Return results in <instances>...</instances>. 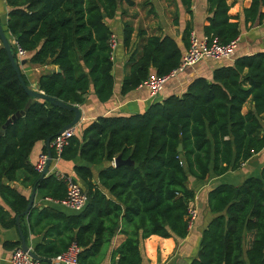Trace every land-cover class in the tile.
<instances>
[{
  "label": "trees",
  "instance_id": "obj_1",
  "mask_svg": "<svg viewBox=\"0 0 264 264\" xmlns=\"http://www.w3.org/2000/svg\"><path fill=\"white\" fill-rule=\"evenodd\" d=\"M123 0H6L7 31L13 49L26 51L33 65L48 61L57 70L40 75L37 88L72 105L86 103L94 92L101 103L112 100L115 88L114 19ZM128 5L133 0H124ZM192 14L193 0H179ZM205 35L227 44L241 34L238 15L227 0H207ZM246 25L264 21V0L244 8ZM180 23L175 18L174 24ZM191 24L185 28L189 45ZM134 28L124 25V46ZM144 33L142 31L139 32ZM183 52L170 35L149 36L141 56L133 60L121 93L140 87L150 76L177 69ZM23 65V64H22ZM26 84L29 77L23 72ZM22 86L0 39V225L17 226L29 197L11 182L23 179L44 198L63 199L66 183L54 173L41 178L31 162L36 146L55 137L74 119V112L49 101L32 99ZM252 107L244 111L247 102ZM28 105V106H27ZM182 145V151L179 150ZM264 148V51L237 56L218 66L212 79L195 78L187 91L150 105L142 113L100 115L74 135L62 153L63 162L78 161L74 171L88 195L86 208L68 214L51 206L32 207L31 231L42 236L35 253L53 259L77 242L80 264H98V255L116 235L127 238L116 249L117 264H144L142 242L152 235L185 238L190 231V179L205 181L238 170ZM48 153L47 146L43 151ZM53 157L55 151L51 148ZM131 159L115 164V159ZM75 179V180H76ZM27 185V186H28ZM214 215L204 229L198 257L192 264H264V167L260 176L241 184L218 183L208 193ZM27 238V230H24ZM11 248L21 242H7Z\"/></svg>",
  "mask_w": 264,
  "mask_h": 264
},
{
  "label": "crops",
  "instance_id": "obj_2",
  "mask_svg": "<svg viewBox=\"0 0 264 264\" xmlns=\"http://www.w3.org/2000/svg\"><path fill=\"white\" fill-rule=\"evenodd\" d=\"M133 1L134 4L130 6L123 0L117 16L108 21L112 32L116 34L118 38V48L113 58V75L115 78L113 98L107 103H101L95 93L93 91L90 92L86 103L79 105L83 111V117L75 129V135H81L82 129L100 115H129L145 112L150 105L155 102L162 101L171 95H181L185 93L191 82L197 77L212 79L213 72L218 66L231 64L237 56L264 51V21L254 25L250 23L246 25L245 23L243 11L244 8L250 6L252 0H227L232 6L230 12L239 16L242 30L239 47L232 59L204 60L194 66L188 67L176 77L172 78L157 96H152L145 87H138L130 93L122 95V82L125 76L129 74L133 60H137L141 56L143 47L149 36H172L176 39L184 54L187 50V45L184 42L186 38V25L190 23L192 30L198 35L203 36L205 35L204 28L208 23L207 18L209 16L207 0H193V13L191 15L185 11L179 0H149V3H151L150 8L153 6L155 10L153 7L152 9L156 14L148 16L145 13L146 10H144L145 12H140L143 17H140L136 13L137 9H139V6L142 4V0ZM173 11L179 16L180 23L178 25L174 24L176 17L171 19L169 17L172 15ZM8 13L9 7L6 0H0V20L8 39L13 45L15 40L7 31ZM160 13L166 14V22L164 25L160 24ZM125 23H130L134 28L132 42L128 48L124 46ZM140 31L144 33L140 34ZM21 67L23 72L29 77L31 87L34 89H38L37 81L41 74L57 70V66L51 64L49 61L44 65H33L27 60ZM154 74H157V71L155 68H151L150 75ZM251 107L252 103L248 101L244 106V111H247ZM44 146H46V142H42L36 146L30 159L32 164L35 163L38 155L43 151ZM78 163L79 160L71 162L61 161L59 165L60 172L66 173L76 179L74 167ZM263 167L264 148L260 152L254 154L238 170L229 171L223 176L211 175L205 181L190 179L188 185L195 191V197L190 203V208L196 209L198 214L190 227L189 234L185 238H178L177 236L165 238L152 235L145 239L141 244L144 264H192L193 260L198 257L203 231L214 216L210 212L208 205L209 191L218 183L239 185L248 177L260 176ZM49 173H52V165L48 171V174ZM22 181L23 179L17 182H11V185L30 197L32 188L28 185L29 181L26 182V185H24ZM197 183L198 185H196ZM0 202H2L1 198ZM40 206H51L68 214L79 213L61 205L51 203L37 192L33 207L37 208ZM21 227L23 233H25L24 230H27V238H25L28 245L35 249L36 244L42 239V236H37L31 231L28 216L21 219ZM126 238V234L121 233L119 229L116 235L102 248L100 254L97 256L98 264H117L118 256L116 255V249ZM18 241L21 242V236L17 226L13 228H4L0 225V264H10L9 258L14 249L6 243Z\"/></svg>",
  "mask_w": 264,
  "mask_h": 264
},
{
  "label": "built area",
  "instance_id": "obj_3",
  "mask_svg": "<svg viewBox=\"0 0 264 264\" xmlns=\"http://www.w3.org/2000/svg\"><path fill=\"white\" fill-rule=\"evenodd\" d=\"M240 36L227 44L221 43L218 38L207 35L200 36L195 31H191L189 36V45L183 54L179 67L166 76L157 74L150 75L140 87L149 90L152 96H157L166 86V84L186 68L194 66L204 60H224L232 59L239 47ZM110 46L113 51V58L118 48V38L116 34L111 35ZM18 54L22 60L26 51L19 48ZM78 125V124H77ZM76 126L69 128L57 135L51 142V148L55 151L52 156V173L66 183L67 194L63 199H53L47 197L46 200L53 204H58L74 212L83 211L88 204V195L82 185L74 177L60 172L59 165L62 161V153L66 146L69 145L70 139L75 135ZM48 153L41 152L34 163L37 172L43 173L48 163ZM51 167V166H50ZM198 211L190 209V224L192 225L197 217ZM82 247L77 242H72L66 251L52 259L53 264H80L79 256ZM10 264H45L31 256L21 246L15 248L9 258Z\"/></svg>",
  "mask_w": 264,
  "mask_h": 264
},
{
  "label": "water",
  "instance_id": "obj_4",
  "mask_svg": "<svg viewBox=\"0 0 264 264\" xmlns=\"http://www.w3.org/2000/svg\"><path fill=\"white\" fill-rule=\"evenodd\" d=\"M0 39L2 41L3 47L5 48V50H6L7 54H8V57H9L12 65H13V67L15 68V71L18 74V77H19V79H20V81L22 83V86L24 87V89L26 90V92L28 93V95L31 98L30 101L28 102V105L31 103L32 99H42L44 101H49L50 103H52L53 105H55L57 107H60V108H63V109H66V110L74 112L75 115H74V119L72 120V122L70 124L66 125L64 128H62L58 132L57 135H60L65 130H67L69 128H72V127L76 126L77 124H79L80 121L82 120V117H83V111H82V109H81V107L79 105H72V104L66 103L63 100H60V99H58L56 97L49 96V95L45 94L43 91H41L39 89H34L32 87H29L26 84V82H25V80L23 78V75H22L21 65L26 63L27 60L26 59L19 60L16 57V55L14 53L13 45L10 42V40L8 39V37H7L6 33H5V30H4V27H3L2 23H1V20H0ZM24 113H25V110L16 113L14 116H12L10 119H8V121L5 123V125L1 129L0 135L4 133L5 128H6L7 125L12 123L17 117H20ZM55 137H49L46 140V146H47V149H48V157H49V159H48L47 166H46L44 172L42 173L40 179L44 178L48 174V171H49L50 166L52 164V156L53 155H52V152H51V146L50 145H51L52 140ZM179 150L182 151V145H180ZM122 163H130V164H132L133 161L131 159L123 160L121 156H118L115 159V164L119 165V164H122ZM37 192H38V188H37V184H36L32 188V192H31L30 197H29V204H28V207H27L26 211L24 213H22V214L17 215V217H16L17 228H18L20 236H21V247L25 251L29 252L33 258H35V259H37V260H39V261H41L43 263L53 264L51 259L40 258L35 253L34 249L31 248L28 245L27 240H26V238L24 236V233L22 231V227H21V217L29 214L30 210L32 209V207L34 205ZM117 232H118V230H117Z\"/></svg>",
  "mask_w": 264,
  "mask_h": 264
},
{
  "label": "rangeland",
  "instance_id": "obj_5",
  "mask_svg": "<svg viewBox=\"0 0 264 264\" xmlns=\"http://www.w3.org/2000/svg\"><path fill=\"white\" fill-rule=\"evenodd\" d=\"M150 4L151 3H149V0H142V4H141V6H139V9H137V11H136V13L140 16V17H143L141 14H140V12L141 11H143V12H145L144 10H146V14L149 16H152V15H155L156 14V12L154 11L155 9H154V7L153 6H151V8H150ZM152 7H153V9H152ZM164 14V15H163ZM163 14H161L160 13V17H159V21H160V24L162 25H164L165 24V22H166V14L165 13H163ZM170 17V19L171 18H174V17H176V18H179V16L177 15V13H175L174 11L172 12V15L171 16H169ZM142 23H144V22H142ZM196 185H198V183L196 184ZM195 185V186H196Z\"/></svg>",
  "mask_w": 264,
  "mask_h": 264
}]
</instances>
